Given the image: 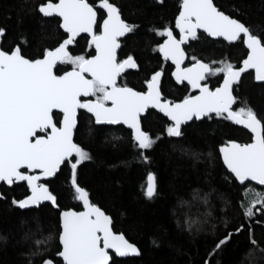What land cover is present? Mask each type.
I'll use <instances>...</instances> for the list:
<instances>
[{
	"label": "snow or ice",
	"instance_id": "6c2138e0",
	"mask_svg": "<svg viewBox=\"0 0 264 264\" xmlns=\"http://www.w3.org/2000/svg\"><path fill=\"white\" fill-rule=\"evenodd\" d=\"M155 2L163 4V0ZM99 6L106 12L102 22L97 9L87 0L34 2L28 9L30 14L39 13L42 18L59 17L58 28L66 33V38L56 46H43L42 51L38 42L35 58L22 51L23 46L29 43L24 35L15 44L3 46L6 28L0 26V182L9 186L17 181L26 182L30 192L21 199L13 197L9 207L28 209L47 201L58 209L56 196L46 183H40V179L53 177L66 160L70 163L75 199L83 203V211L60 210L57 237L60 250L55 257L47 255L53 240L51 232L39 237L32 232L24 234L22 241L29 244V250L21 255L27 264H33L37 258L40 264H54L56 257L62 258L63 264H110L109 250L117 257L141 255L135 243L126 239L123 233L113 231L111 217L93 203L89 191L77 183V166L92 158L88 151L74 142V134L79 129L78 109L90 114L84 130L87 135L92 132V118L96 124L122 122L127 125L134 145L140 150V157L149 163L151 158L145 155V150L152 149L159 137L153 139L148 131L143 130L140 115L150 105L172 122L165 128L170 137H182V123L193 117L199 119L209 113L224 117L227 114V120L243 125L251 132L250 142L230 140L219 148L223 164L235 181L240 182L245 194L240 201L243 215L253 217V206L264 204V193L250 187L243 188L249 180L264 186V117L258 116L246 98L233 94L234 85L238 91L241 74L246 69H254V79L264 82V28L257 25L254 30L253 26L219 10L213 0H180L175 16L179 39L175 38L169 26L153 30L157 35L167 37L157 47L166 60L171 59L175 63L176 71L172 75L178 82L186 80L192 89L198 90L197 95H188L179 102H173L162 96L160 70L145 80L147 91H136L126 84H118V77L125 69L137 67L132 54L119 59L120 38L127 39L126 34L134 35L138 25L126 22L120 8L110 0H99ZM97 26L98 32L94 30ZM197 29H203L210 37H223L228 42L238 41L242 35L247 49L246 57L240 62L242 67H235L227 59L219 62L220 67H213L193 56L195 62L182 68L184 51L181 44L189 37L198 38ZM79 33L88 34V43L95 46V55L70 53L68 46L73 44ZM68 64L71 70L57 74V65ZM217 73L223 74V81L215 89L202 83L206 76ZM85 74L91 78H86ZM90 95L96 99H86ZM109 101L110 106L106 103ZM238 102L241 106L233 110ZM53 110L59 112L54 114ZM37 130L43 134H37ZM73 155L75 161L71 162ZM35 170L38 173L30 174ZM141 190L148 199L158 194L154 172L147 173L146 187ZM250 191L253 196L245 207L244 200ZM2 199L6 197L0 193ZM195 222L185 219L189 227ZM243 227L241 225L234 231L238 233ZM248 231L250 243L257 245L252 229ZM231 235L229 232L220 239L208 255L220 249ZM152 243H156L155 239ZM205 264H208L207 260Z\"/></svg>",
	"mask_w": 264,
	"mask_h": 264
},
{
	"label": "trees",
	"instance_id": "16d2710c",
	"mask_svg": "<svg viewBox=\"0 0 264 264\" xmlns=\"http://www.w3.org/2000/svg\"><path fill=\"white\" fill-rule=\"evenodd\" d=\"M56 1V0H53ZM94 7L99 0H87ZM40 0H0V26L6 28L3 46L15 44L21 35L29 43L23 46L26 56L35 58L37 43L54 47L66 34L58 28V18H42L39 13H29L33 3ZM121 10L122 18L128 23L138 25L135 34H127L121 39L119 59L132 54L138 69L130 73L129 82L139 86L156 70L162 68V92L166 99L180 100L189 93L185 85L178 86L170 78L171 66L163 62L157 52L162 37L154 29L172 27L179 10L180 0H110ZM219 10L240 19L248 25L264 28V0H213ZM239 11H236V10ZM100 18L104 13L98 10ZM56 26V27H54ZM191 39L185 50L188 62L205 60L213 67H220L223 59L239 66L245 57L246 49L241 41L227 43L222 39H211L198 33ZM69 51L72 55H92L93 48L86 36L76 39ZM71 68L59 65L57 73ZM223 74L207 76L205 83L216 87ZM234 95L255 109L258 116L264 117V83H256L250 72L243 75L238 91ZM96 98L95 96H93ZM238 102L234 110L239 108ZM79 129L74 140L91 155L90 160L77 166V183L90 193V200L101 207L113 221V230L120 232L141 250L136 257L117 258L112 255L110 264H264V204L253 206L254 215L246 218L240 207L245 194L240 184L226 170L219 155V147L236 140L247 143L251 135L224 117L215 114L200 121H192L182 127V137H170L165 131L170 123L162 115L150 111L142 118L143 130L153 139L159 137L145 155L150 163L140 157V150L131 139V132L121 125L107 126L96 124L92 118V132L85 134V123L90 114L79 111ZM117 137L119 139H114ZM196 153V156H193ZM75 161V156L71 162ZM149 171L157 175L158 194L148 199L143 195ZM57 198L59 208L42 204L36 208L19 209L9 207L14 198L27 195L25 183L12 186L0 185V193L6 199L0 200V264H27L21 253L29 250V244L22 241L26 232L35 236L53 234L49 258L60 250L58 242L59 212L62 209H81L75 199L71 184L70 163L65 162L52 179L46 181ZM255 189L264 193V187L250 182L243 188ZM195 190V193H194ZM205 194L207 197L205 199ZM253 193L247 194L244 206ZM195 220L190 227L185 219ZM23 220V223L21 221ZM39 225V230H38ZM241 225L240 232L234 230ZM252 229L257 245L249 241ZM231 237L212 255V249L224 236ZM155 239L156 243L152 241ZM56 264L62 261L56 257ZM33 264H40L39 258Z\"/></svg>",
	"mask_w": 264,
	"mask_h": 264
},
{
	"label": "water",
	"instance_id": "95a60500",
	"mask_svg": "<svg viewBox=\"0 0 264 264\" xmlns=\"http://www.w3.org/2000/svg\"><path fill=\"white\" fill-rule=\"evenodd\" d=\"M54 3L55 2H57V0L56 1H53ZM88 2V1H87ZM89 3V2H88ZM96 9L98 8V9H100V10H102L103 11V9H101L100 8V6H99V2H98V4H97V6L95 7ZM104 12V11H103ZM178 14V13H177ZM226 14V13H225ZM104 15H106V12H104ZM228 15V14H227ZM56 18H58L59 19V17H56ZM103 20V19H102ZM102 20H101V22H102ZM59 22H60V20H59ZM63 32H64V30L63 29H61ZM94 30H95V28H94ZM174 30L176 31V32H178L179 33V37H180V32H179V30L178 29H176V27H175V19H174ZM197 33H203V34H205L207 37H209V38H211V39H222V40H224L223 39V37H210V36H208L207 35V33H205L204 32V30L203 29H197ZM66 34V33H65ZM82 35H86L87 37H88V40H90V37L88 36V34L87 33H79L78 35H77V37L75 38V40L76 39H78V37H80V36H82ZM127 35V34H126ZM179 37L177 38L176 36H175V38L176 39H179ZM64 38H66V36L64 37ZM63 38V39H64ZM191 37H189L188 38V40L190 39ZM241 38H242V35H241ZM120 39H122V38H120ZM164 39H167V37L166 36H164ZM163 39V40H164ZM74 40V41H75ZM188 40L187 41H185V42H183L182 44H181V48L183 49V51H184V59L181 61V67L182 68H185V67H190L194 62H192V63H190V64H187L186 62H187V53H186V51H185V49H184V47L186 46V44H187V42H188ZM225 41V40H224ZM242 41H243V38H242ZM225 42H227V43H235L236 41H234V42H228V41H225ZM74 43V42H73ZM161 43H163V41L161 42ZM73 44H71V45H69L68 46V50H69V47H71ZM244 45V44H243ZM92 47H93V49H94V54L93 55H95V46L94 45H92ZM244 47H245V49H246V46L244 45ZM119 49L120 48H118V50H117V55H118V51H119ZM158 52H159V49H158ZM159 54H160V56L163 58V59H165L164 57H163V55L159 52ZM246 55H247V49H246ZM246 55H245V57H246ZM244 57V58H245ZM243 58V59H244ZM242 59V60H243ZM166 60V59H165ZM172 65H173V70H172V72H171V77H172V79H173V81L176 83V84H178V85H181V84H183V83H185V84H187V85H189L188 84V82L185 80V81H181V82H178L177 80H176V78L172 75V73L174 72V71H176V65H175V63L171 60V59H167ZM199 60H201V59H199ZM241 60V61H242ZM202 62H204V63H208V62H206V61H203V60H201ZM240 61V62H241ZM209 64V63H208ZM59 65H57V67H58ZM56 67V68H57ZM236 67H242V64L240 63L239 64V66H236ZM135 68H129V69H125L124 70V72L123 73H121L120 74V76L122 75V74H124V73H126V72H128V71H131V70H134ZM68 70H71V68H69V69H67V70H65V71H68ZM55 71H56V69H55ZM249 71H251L252 73H253V80H254V82H256V83H264V82H261V81H256L255 79H254V76H255V70L254 69H246L245 70V72H243L242 74H241V79H242V77H243V75L245 74V73H247V72H249ZM57 74H62V72L61 73H57ZM86 75V78H91L90 77V75H88V74H85ZM119 76V77H120ZM119 77H118V79H119ZM240 79V80H241ZM223 81V76H222V78H221V80H220V83ZM202 83H203V81H202ZM219 83V84H220ZM190 86V85H189ZM219 86V85H218ZM159 87H160V85H159ZM191 87V86H190ZM217 87V86H216ZM215 87V88H216ZM214 88V89H215ZM135 90V89H134ZM194 91H196V93H194L193 95H197L198 94V90L197 89H193ZM137 91V90H136ZM234 94V93H233ZM86 99H91V100H95V99H93V98H91V95L89 96V97H86ZM180 100H178V101H174V102H179ZM108 103V105L110 106V101L109 102H107ZM149 109H154L156 112H158L159 114H161L163 117H165L168 121H170V119L168 118V117H166L163 113H161L160 111H159V109H157V108H154V107H152L151 105L145 110V113H146V111L147 110H149ZM53 112H59V110H53ZM78 112H79V109H78ZM145 113H141V115H140V117L142 116V115H145ZM210 114H214V113H209L208 115H206V116H202V117H200L199 119H197L196 117H193L190 121H185V122H183L182 123V125H181V128L184 126V125H186V124H189V123H191L192 121H200V120H202L204 117H207V116H209ZM227 114H225V116H226ZM141 119V118H140ZM93 120H94V118H93ZM95 121V120H94ZM171 122V121H170ZM233 124H235L233 121H231ZM172 123V122H171ZM117 124H122V125H124V127L126 128V129H128V130H130L129 129V127L127 126V125H125V124H123L122 122H117L116 124H112V123H109V122H102V123H100V125H117ZM236 126H238V127H240V128H243L244 130H246L248 133H250V135H251V132H250V130L249 129H247V128H245L243 125H238V124H235ZM39 130H37V132H38ZM130 132H131V130H130ZM236 141V140H235ZM74 142H75V140H74ZM236 142H238V141H236ZM250 142V141H249ZM238 143H240V142H238ZM222 145H224V146H226L227 145V142L226 143H224V144H222ZM221 145V146H222ZM220 148V147H219ZM218 151H219V149H218ZM219 155H220V159H221V161H222V164H223V159H222V155H221V153L219 152ZM74 156V155H73ZM72 159V157L70 158V160ZM67 161V160H66ZM63 164L64 163H62V165L60 166V168L63 166ZM224 165V164H223ZM224 167L226 168V170L229 172V170L227 169V167L224 165ZM60 168L57 170V173L59 172V170H60ZM26 171H27V169H26ZM36 173H38V170H35L34 172H30V174H36ZM56 173V174H57ZM56 174H54V176L53 177H55V175ZM53 177H41V179H40V182H42V183H46L45 181H48V180H50V179H52ZM234 178V177H233ZM44 181V182H43ZM238 182V181H237ZM248 182H250V183H252V184H255V185H257V186H260V187H264V186H262V185H259V183L258 182H255V181H248ZM14 183H23L22 181H17V182H14ZM25 183V185H26V187H27V183L26 182H24ZM239 184H240V182H238ZM1 184H3V185H5V186H9V185H6L4 182H0V185ZM47 184V183H46ZM48 185V184H47ZM12 186V185H11ZM28 189V188H27ZM51 191V190H50ZM30 194V192H29V190H28V194L27 195H29ZM80 204H81V209H79V210H75V209H72V208H69V209H72V210H74V211H83V203L81 202V201H78ZM42 204H49V205H51L52 206V204H51V202H47V201H45V202H41V204L40 205H42ZM53 207V206H52ZM30 208H36V206H32V207H30ZM55 208V207H54ZM57 209V208H56ZM102 209V208H101ZM23 210V209H22ZM62 210H65V209H62ZM67 210V209H66ZM103 210V209H102ZM104 211V210H103ZM114 231V230H113ZM118 233H120V232H118ZM127 239V238H126ZM133 243V242H132ZM109 253H110V257H111V260H112V255H114L115 257H117L116 255H115V253L112 251V250H109ZM127 257H134V256H127ZM127 257H117V258H127ZM59 258V257H58ZM61 261H62V258H59ZM54 264H56L55 262H54ZM62 264H63V261H62Z\"/></svg>",
	"mask_w": 264,
	"mask_h": 264
},
{
	"label": "flooded vegetation",
	"instance_id": "af4514ba",
	"mask_svg": "<svg viewBox=\"0 0 264 264\" xmlns=\"http://www.w3.org/2000/svg\"><path fill=\"white\" fill-rule=\"evenodd\" d=\"M98 10H100V9H98L97 8V11ZM102 11V10H101ZM103 12V11H102ZM104 13V12H103ZM104 16V15H103ZM103 19V17L102 18H100V20H102ZM172 30H173V34H174V36H176L177 38L179 37V33L178 32H176L175 30H174V23H173V25H172V27H170ZM95 31H99V28H98V26L97 27H95ZM198 34V33H197ZM82 36H86V35H82ZM81 37V36H80ZM87 37V36H86ZM79 38V37H78ZM88 38V37H87ZM123 39V38H122ZM163 39H164V37H162V41H163ZM192 38H190L189 40H188V42H187V44L189 43V41L191 40ZM89 41V40H88ZM161 41V42H162ZM238 41H241L242 42V44H243V41H242V38H240ZM160 42V43H161ZM237 42V41H236ZM120 43H121V39H120ZM187 44H186V46H187ZM92 46V45H91ZM186 46L184 47V49L186 48ZM244 46V45H243ZM93 48V47H92ZM121 48V47H120ZM245 48V47H244ZM119 51H120V49H119ZM119 51H118V53H119ZM186 51V50H185ZM157 52H158V48H157ZM93 54H94V49H93ZM92 54V55H93ZM158 54H159V52H158ZM246 55V54H245ZM159 56H160V54H159ZM160 58H161V60L163 61V62H168L169 64H170V66H171V70H170V72H169V75H170V78L172 79V77H171V72H172V70H173V65L168 61V60H165V59H163L161 56H160ZM122 59H124V58H122ZM135 60V59H134ZM136 61V60H135ZM203 61H205V60H203ZM192 62H194V61H191V62H188V55H187V64H190V63H192ZM137 63V62H136ZM138 69V66L134 69V70H131V71H128V72H126V73H124V74H122L120 77H119V79H118V84L120 85V86H124L125 84L127 85V86H129V87H132L133 89H135V90H137V91H147V86H146V84H145V81L142 83V85L141 86H139V87H141V88H138L137 86H134V85H132L130 82H129V77H130V73L132 72V71H135V70H137ZM157 70H160L161 72H162V75H161V82H160V90H161V93H162V96H163V98L164 99H166L165 97H164V94H163V92H162V81H163V69L162 68H156V70H154L153 72H155V71H157ZM152 72V73H153ZM251 74H252V77H253V73L251 72V71H249ZM151 73V74H152ZM248 73V72H247ZM151 74L149 75V77L147 78V79H149L150 77H151ZM246 74V73H245ZM207 77V76H206ZM173 80V79H172ZM174 82V81H173ZM175 83V82H174ZM203 83H205V80L203 81ZM220 83V82H219ZM176 84V83H175ZM176 85H178V84H176ZM183 85H185V86H187L188 88H189V93L186 95V96H188V95H193L194 93H196V91H194L189 85H187V84H185V83H183V84H181V85H178V86H183ZM219 85V84H218ZM217 85V86H218ZM215 88V87H214ZM214 88H211V89H214ZM234 93V92H233ZM91 98H93V99H96V98H94L93 96H91ZM184 98V97H183ZM182 98V99H183ZM182 99H180V100H182ZM167 100H169V99H167ZM169 101H172V100H169ZM175 101H178V100H175ZM174 102V101H173ZM107 103V102H106ZM108 104V103H107ZM235 105V104H234ZM234 107V106H233ZM80 110H82V109H79V111ZM84 110V109H83ZM233 110H234V108H233ZM86 111V110H85ZM150 111H154V112H156L154 109H149V110H147L146 111V113H145V115L148 113V112H150ZM56 113H58V112H54V114H56ZM156 113H158V112H156ZM78 114H79V112H78ZM159 114V113H158ZM145 115H142L140 118H141V120H142V118L145 116ZM161 115V114H160ZM210 115H212V114H210ZM170 122V121H169ZM171 123V122H170ZM117 125H121V126H123L124 127V125H122V124H117ZM117 125H107V126H117ZM125 128V127H124ZM128 130V129H127ZM130 131V130H129ZM37 134H43V133H40L39 131L37 132ZM250 134V133H249ZM65 162H69V161H65ZM64 162V163H65ZM64 165V164H63ZM26 170V169H25ZM44 182V181H43ZM46 182V181H45ZM40 183H42V182H40ZM27 191H28V189H27ZM28 194V193H27Z\"/></svg>",
	"mask_w": 264,
	"mask_h": 264
},
{
	"label": "bare ground",
	"instance_id": "6f19581e",
	"mask_svg": "<svg viewBox=\"0 0 264 264\" xmlns=\"http://www.w3.org/2000/svg\"><path fill=\"white\" fill-rule=\"evenodd\" d=\"M73 209V208H72ZM66 210V209H65Z\"/></svg>",
	"mask_w": 264,
	"mask_h": 264
}]
</instances>
